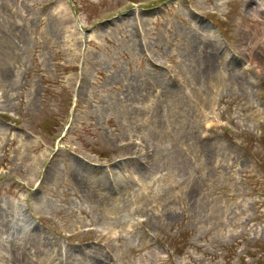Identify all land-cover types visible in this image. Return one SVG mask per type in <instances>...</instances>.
<instances>
[{
    "label": "rangeland",
    "instance_id": "1",
    "mask_svg": "<svg viewBox=\"0 0 264 264\" xmlns=\"http://www.w3.org/2000/svg\"><path fill=\"white\" fill-rule=\"evenodd\" d=\"M0 264H264V0H0Z\"/></svg>",
    "mask_w": 264,
    "mask_h": 264
}]
</instances>
